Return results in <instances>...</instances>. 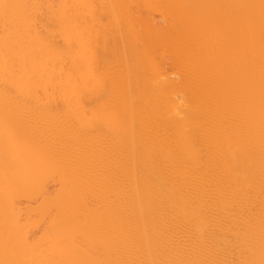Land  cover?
Returning <instances> with one entry per match:
<instances>
[{
	"label": "bare ground",
	"instance_id": "1",
	"mask_svg": "<svg viewBox=\"0 0 264 264\" xmlns=\"http://www.w3.org/2000/svg\"><path fill=\"white\" fill-rule=\"evenodd\" d=\"M0 264H264V0H0Z\"/></svg>",
	"mask_w": 264,
	"mask_h": 264
},
{
	"label": "snow or ice",
	"instance_id": "2",
	"mask_svg": "<svg viewBox=\"0 0 264 264\" xmlns=\"http://www.w3.org/2000/svg\"><path fill=\"white\" fill-rule=\"evenodd\" d=\"M4 7H5V8H7V7H9V6H7V5H4ZM17 7H18V6H17Z\"/></svg>",
	"mask_w": 264,
	"mask_h": 264
}]
</instances>
